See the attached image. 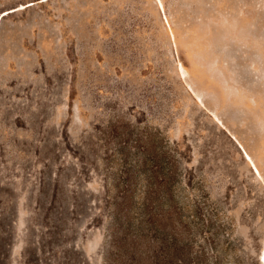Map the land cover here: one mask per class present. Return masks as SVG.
<instances>
[{
	"label": "rangeland",
	"instance_id": "1",
	"mask_svg": "<svg viewBox=\"0 0 264 264\" xmlns=\"http://www.w3.org/2000/svg\"><path fill=\"white\" fill-rule=\"evenodd\" d=\"M263 248L264 0H0V264Z\"/></svg>",
	"mask_w": 264,
	"mask_h": 264
},
{
	"label": "trees",
	"instance_id": "2",
	"mask_svg": "<svg viewBox=\"0 0 264 264\" xmlns=\"http://www.w3.org/2000/svg\"><path fill=\"white\" fill-rule=\"evenodd\" d=\"M145 258L149 261L150 264H172L171 263L172 261L170 260V257H167V256L165 258L161 259L160 261H157V262L154 261L153 258H152V256H150L149 254L146 255ZM181 261H183V260H181L180 258H178L177 260L175 259L174 263L180 264L179 262H181Z\"/></svg>",
	"mask_w": 264,
	"mask_h": 264
},
{
	"label": "bare ground",
	"instance_id": "3",
	"mask_svg": "<svg viewBox=\"0 0 264 264\" xmlns=\"http://www.w3.org/2000/svg\"><path fill=\"white\" fill-rule=\"evenodd\" d=\"M261 262L262 264H264V248L262 249V253H261Z\"/></svg>",
	"mask_w": 264,
	"mask_h": 264
}]
</instances>
